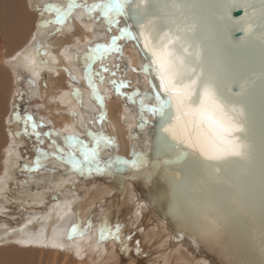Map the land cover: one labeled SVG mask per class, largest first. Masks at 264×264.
Returning a JSON list of instances; mask_svg holds the SVG:
<instances>
[{
    "label": "snow or ice",
    "instance_id": "snow-or-ice-1",
    "mask_svg": "<svg viewBox=\"0 0 264 264\" xmlns=\"http://www.w3.org/2000/svg\"><path fill=\"white\" fill-rule=\"evenodd\" d=\"M236 6V0H68L66 5L40 7L42 14L55 13L54 19L41 21L45 27L53 23L63 26L78 7L89 19L98 12L96 18H103L109 31L119 26L121 17L128 21L118 35L89 46L77 59L83 61V79L100 105L98 122L102 123L107 115L105 95L100 93L96 78L103 83V73L115 77L116 72L106 64L94 72L92 65L113 52L122 58L120 41H135L147 62L133 70L149 77L150 91L142 92L137 86L125 93L122 89L129 86L128 81L112 79L109 83L128 102L135 104L138 98L137 126L142 129L149 123L147 113L156 118V131L152 147L144 142L146 151L134 148L131 159L116 156L101 161L102 150L115 146V139L86 124L89 140L68 134L63 137L64 146L57 144L53 152L38 147L30 170L45 166L48 157L66 162L80 174L163 166L174 197L171 210L182 227L204 237H219L231 226L244 228L258 221L264 255V0H244L239 5L244 17L239 20L231 15ZM234 30L243 35L234 40ZM42 47L38 42L37 52ZM29 63L34 61L29 59ZM73 94L81 102L80 89H74ZM71 114L75 116V112ZM14 115L23 119L24 133L30 125L31 133L40 139L37 128L42 124L28 113ZM43 135L59 133L50 130ZM147 152H154L155 159L149 160ZM151 175L147 173L148 178ZM193 184H206L214 192L226 189L227 204L223 197L196 201L185 195ZM91 228V219L83 226L77 222L69 239ZM120 229V224L113 228L105 217L98 226L99 239L120 241Z\"/></svg>",
    "mask_w": 264,
    "mask_h": 264
},
{
    "label": "bare ground",
    "instance_id": "bare-ground-1",
    "mask_svg": "<svg viewBox=\"0 0 264 264\" xmlns=\"http://www.w3.org/2000/svg\"><path fill=\"white\" fill-rule=\"evenodd\" d=\"M26 1L34 8L43 7L48 3L66 5L68 2V0ZM83 2L85 0H78V3ZM86 2L92 3L94 0H86ZM97 16H99L98 12L89 19L85 10L78 7L73 10L71 19L63 26L53 23L51 28L49 25L45 27L37 20L31 36L23 44L19 43L12 53L9 48L10 58L4 66H0V72L4 73H0V86L4 87L5 78L12 77L13 83L18 88L17 78L23 70L27 72L30 80L34 81L35 96L41 98L36 82L46 70L59 82L53 95L48 99L50 102L44 104H49L52 108L51 112L47 110L49 115L45 116L44 120L47 123H54V132L59 133L52 136L56 144L64 146L63 137L68 134L80 137L87 135L85 127L87 124L92 131H103L105 135L115 139V146H108L102 150L101 161L116 156L131 159L132 150L135 148L136 151H140L144 142L148 140L155 117L146 113L149 123L144 128H139L138 98L137 103H131V106L119 102L116 97L118 94L109 81L112 79L128 81L129 86L122 89L125 93L133 91L137 86L142 92L150 90L149 77L143 71L133 70L141 69L147 61L135 41L122 40L120 41L123 46L122 58L113 52L103 60H97L98 66L93 63L94 72L100 71L102 64H106L111 71L116 72L115 77L110 72L103 73V83H100L98 77L96 78L100 93L105 95L104 106L107 112L104 121L98 122L100 105L91 96V89L83 79L82 60L77 57H82L89 46L97 42H107L112 36L118 35L119 28H123L124 25L119 28L114 25L109 31L105 20L97 19ZM97 26H100L101 32L97 31ZM58 28L60 30H57ZM51 29L54 30L53 36L48 35V30ZM38 42L43 46L39 52H37ZM12 47L11 49L14 48ZM124 56L128 57L129 63ZM29 59L34 63H29ZM126 65L128 71L124 70ZM69 73L77 79L73 80ZM76 88L82 93L81 102H77L73 94ZM13 105L10 106L11 110ZM72 112H75V116L71 114ZM89 121L92 123L88 124ZM138 128L141 135L134 139L133 130ZM15 143V137H10V145L7 150L4 149L7 151L4 155L6 159L0 164V212L7 203L5 201L7 198H2V191L15 176V167L19 164L20 153ZM44 165L46 175L37 184L40 188L37 187L39 189L35 190L24 188L18 193L11 192L13 201L33 198L38 200L43 193L41 187L45 184L62 187L68 182H82V189L87 190V196L58 202L57 205H54L55 202L51 208L49 207V212L27 213L17 221L0 216V246H3L0 247V252L10 251L6 248L11 244L31 246L27 250L13 246L15 248L11 251L16 259L0 253V264H209L207 260L195 256L192 250L166 227L165 223L151 211L148 204L142 201L129 182L124 185L107 182L106 176H111L109 171L93 170L91 174L82 175L71 170L69 164L55 157L53 161ZM150 213L154 219H151ZM105 217L113 228L116 224L121 225L120 241L112 238L103 241L99 239L98 226ZM89 219L92 221V228L83 235L69 239L68 233L72 225L79 222L83 226ZM129 236L131 239H126ZM137 242H139V250H137Z\"/></svg>",
    "mask_w": 264,
    "mask_h": 264
},
{
    "label": "rangeland",
    "instance_id": "rangeland-1",
    "mask_svg": "<svg viewBox=\"0 0 264 264\" xmlns=\"http://www.w3.org/2000/svg\"><path fill=\"white\" fill-rule=\"evenodd\" d=\"M29 6L30 5L26 0H0V66H4L6 64V61L10 58L11 54H9V48L12 53V51L19 46V43L20 45L23 44L28 39V37L31 36L30 34L34 29L33 27L37 20H39V23H41V21L44 19H54V12H45L42 14L38 10L40 7L35 6L34 8L32 6ZM32 8H34L35 10ZM70 19L71 18H69V20ZM120 20L121 22L119 23V26L117 28L121 27L122 25L125 26L126 24V21L122 17L120 18ZM51 25L53 24H49L50 28L52 27ZM96 29L98 32L102 31L100 26H97ZM48 35L53 36L54 30H48ZM12 45L14 48L12 47ZM11 47L13 49H11ZM96 63L97 62H95L94 64L97 65ZM81 64H83V61L81 62ZM92 67L94 68V66ZM0 73L4 74L2 72ZM3 82L4 87L0 86V164L4 163L6 159V156L4 155H6L7 147H9L10 145V137L13 136L15 137L16 142L15 147L19 148L18 151L20 153V158L18 161L19 164H17V167H15V176H13L8 187L5 188L6 190L3 189L2 191V198H7L5 200L7 203L6 206L2 209L3 211L1 210L2 214L0 212V216L7 220L17 221L23 218L27 213H47L50 211V208L55 202L56 203L54 205H57L58 202H66L71 199L77 200L86 197L87 190L82 189V182H68L62 187H54L51 184H45L41 187V190L44 194L42 193L41 196H39L38 200L33 198L18 202L13 201L11 197L13 192H21L22 190H24V188H32L34 190L39 189L40 187L37 184L40 183V181L46 175V173L44 172L46 167H40L35 170H30L33 168L36 156L38 154L36 149L39 147L48 152H53L56 150L57 144L55 143V145L53 143V141H55L53 137L43 135V133L50 130L55 131L54 123H47L44 120V117L49 115L47 110L51 112L52 109L49 107V104H44L50 102L48 99L50 95H53L54 89L59 85V82L46 70L43 71L39 78V81L36 82L38 89L37 91L40 94L41 98L35 96L36 90L35 88H33L34 83L31 82L30 78L27 76L26 71L21 70L20 74L18 75V88L13 83L12 77H10V79L5 78ZM116 97L119 102H124L126 103V106H131V103L128 102L126 97L121 95H117ZM11 104H14L12 110L10 109ZM16 112H19L21 117H23L25 113L31 114L38 125L42 124V126L37 128V131L42 134L40 139H37L36 136L31 133L30 125L29 132L27 134L24 133L23 129L25 125L23 119H15L14 114ZM138 132H140L139 128L138 130H133L134 139L137 137ZM81 138L86 141L90 139L88 135L81 136ZM41 141H43V143H41ZM53 159L54 157H48L44 161V164L53 161ZM25 165H27L28 167H25ZM110 177L111 176H106L105 179L107 182H109ZM150 217L151 219H154L152 218L153 215L151 213ZM153 223L154 220L152 224ZM13 246H16L17 248L20 247L25 250L30 249L31 247L11 244L6 248L10 251H2L0 253L3 255H7L10 258L16 259L15 254L11 251L15 248Z\"/></svg>",
    "mask_w": 264,
    "mask_h": 264
},
{
    "label": "water",
    "instance_id": "water-1",
    "mask_svg": "<svg viewBox=\"0 0 264 264\" xmlns=\"http://www.w3.org/2000/svg\"><path fill=\"white\" fill-rule=\"evenodd\" d=\"M236 2L237 6L233 8L231 15L234 20H239L244 17V9L239 6L244 0H236ZM242 35L241 31L234 30L232 32L234 40L239 39ZM142 54L144 55L143 52ZM124 59L129 63L127 56H124ZM124 70L128 71V65L124 67ZM155 131L156 118L147 140L149 147L153 145ZM139 135L140 132L137 137ZM140 151L146 150L142 148ZM147 156L149 160L155 159L154 152H147ZM148 172H152L150 178L147 176ZM110 173L113 178L111 177L109 181L116 185H124L129 182L139 197L148 204L151 211L192 250L195 256L207 260L209 264H264L258 221L250 223L244 228L231 226L223 236L204 237L199 232L182 227L181 222L173 215L171 210L174 199L173 192L163 166L156 169L149 166L142 170L124 167L121 171H111ZM185 195H190L196 201H207L210 197H223L225 205L227 204L226 189L214 192L206 184L203 187L193 184L190 192Z\"/></svg>",
    "mask_w": 264,
    "mask_h": 264
}]
</instances>
